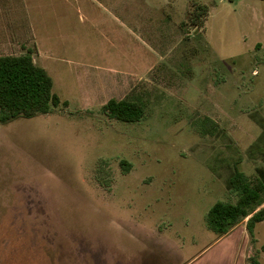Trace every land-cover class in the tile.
Listing matches in <instances>:
<instances>
[{
    "label": "rangeland",
    "instance_id": "1",
    "mask_svg": "<svg viewBox=\"0 0 264 264\" xmlns=\"http://www.w3.org/2000/svg\"><path fill=\"white\" fill-rule=\"evenodd\" d=\"M24 1L28 37L0 56L30 54L61 105L0 123V264H227L232 237L229 264H264V221L208 224L236 160L261 177L234 147L252 116L264 150V2Z\"/></svg>",
    "mask_w": 264,
    "mask_h": 264
},
{
    "label": "trees",
    "instance_id": "2",
    "mask_svg": "<svg viewBox=\"0 0 264 264\" xmlns=\"http://www.w3.org/2000/svg\"><path fill=\"white\" fill-rule=\"evenodd\" d=\"M53 87L52 77L30 54L0 56V123L51 113L61 105ZM103 110L107 116L126 123L138 122L143 114V108L128 99H111ZM230 185L238 193L237 202L217 203L208 213L210 228L221 236L242 220L248 219V230L264 221V208L259 210L264 205V175L252 184L236 168ZM253 264L258 263L253 261Z\"/></svg>",
    "mask_w": 264,
    "mask_h": 264
},
{
    "label": "crops",
    "instance_id": "3",
    "mask_svg": "<svg viewBox=\"0 0 264 264\" xmlns=\"http://www.w3.org/2000/svg\"><path fill=\"white\" fill-rule=\"evenodd\" d=\"M28 15H29V12H28V9L26 7V3L24 0H0V50L2 47H9L10 45L11 46L14 45L15 39L17 38L28 37L25 31L24 25H23L24 19ZM5 39H8V41H6ZM244 117L245 118L237 119L238 120L237 123L240 124L239 128L242 127V129H237L238 130L237 132L239 133L238 139L241 141V143L236 144L234 149L238 152H246L247 156L246 155L245 156L248 158L249 161H252L255 163V167L259 169L258 172L260 176L262 177L264 175V170H262L264 169V150L256 148L254 146V144L256 143V138L254 136L249 137V138L247 137V134L245 133L243 128L248 129L249 126L253 125L254 119L252 116H244ZM242 119L243 121L239 122V120H242ZM236 168L239 171H240L239 168H242L241 159L235 161V170ZM235 170H234V173H235ZM240 172H242L247 178V180L249 181L245 172H243V170ZM236 200H238L237 193H236ZM227 237H229L230 240L233 239L231 241L232 245H230V247L231 249L232 248L235 249L233 252V258L235 259L236 256L234 255V253L239 248L238 240L234 239V237H232L231 239V235ZM230 257L232 258L231 254H230ZM230 257L228 259L226 258L229 262H230ZM233 258H232V263H233ZM229 262L227 264H229Z\"/></svg>",
    "mask_w": 264,
    "mask_h": 264
}]
</instances>
